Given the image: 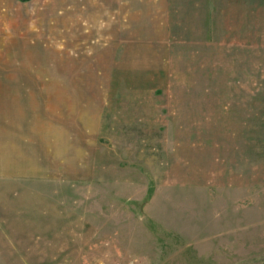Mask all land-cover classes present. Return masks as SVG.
<instances>
[{
	"label": "rangeland",
	"instance_id": "rangeland-1",
	"mask_svg": "<svg viewBox=\"0 0 264 264\" xmlns=\"http://www.w3.org/2000/svg\"><path fill=\"white\" fill-rule=\"evenodd\" d=\"M224 1L0 0V264H264V16Z\"/></svg>",
	"mask_w": 264,
	"mask_h": 264
},
{
	"label": "crops",
	"instance_id": "crops-1",
	"mask_svg": "<svg viewBox=\"0 0 264 264\" xmlns=\"http://www.w3.org/2000/svg\"><path fill=\"white\" fill-rule=\"evenodd\" d=\"M224 1V0H222ZM237 1H241V3H243V6H246V4H250L251 0H227V3H233L235 4ZM253 2H257L258 5L257 6H261V9L263 10V16H264V0H252ZM215 4V5H214ZM216 4L218 5V0H213V4L214 6H216ZM224 5L226 8V16L228 17L229 13L231 12V9H228L227 11V6H226V1H224ZM230 5V4H229ZM228 12V14H227ZM210 20H211V28L215 29L217 27V23H218V19H219V15H218V10H216L215 7H212L210 10ZM214 31V30H213ZM215 32V31H214Z\"/></svg>",
	"mask_w": 264,
	"mask_h": 264
},
{
	"label": "trees",
	"instance_id": "trees-1",
	"mask_svg": "<svg viewBox=\"0 0 264 264\" xmlns=\"http://www.w3.org/2000/svg\"><path fill=\"white\" fill-rule=\"evenodd\" d=\"M21 1H24L25 2V1H28V0H21Z\"/></svg>",
	"mask_w": 264,
	"mask_h": 264
}]
</instances>
